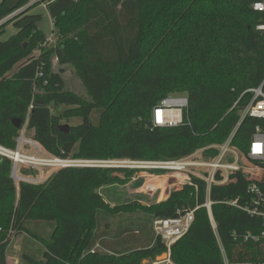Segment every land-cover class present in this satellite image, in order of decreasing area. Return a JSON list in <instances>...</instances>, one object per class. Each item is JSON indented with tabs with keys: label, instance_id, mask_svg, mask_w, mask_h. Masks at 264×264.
Returning <instances> with one entry per match:
<instances>
[{
	"label": "trees",
	"instance_id": "16d2710c",
	"mask_svg": "<svg viewBox=\"0 0 264 264\" xmlns=\"http://www.w3.org/2000/svg\"><path fill=\"white\" fill-rule=\"evenodd\" d=\"M29 1L16 0L9 7L0 0V21L23 8L0 24V29L9 23L16 29L6 40L0 39L1 145L14 148L25 126L26 137L61 158L167 160L202 148L203 157H212L216 149L207 147L223 142L235 127L232 143L245 153L255 127L264 126V119L248 115L238 124L240 111L251 99L246 90L264 78V28H259L264 13L254 11L251 0H47L56 41L44 49L47 35L37 26L41 15L29 13L37 4L28 6ZM35 49L38 54L33 56ZM53 59L73 67L89 99L65 87ZM181 92L188 98L187 122L153 126V107ZM61 106L66 107L62 112ZM95 108L102 109L97 125L89 119ZM72 116L81 118V123L60 130L62 119ZM141 170L63 167L43 182L20 180L16 185L11 160L0 156V264H7L11 238L27 231L26 220L55 223L50 239L43 242V258L23 256L30 264L155 261L166 251L159 236L152 246L124 254L90 250L98 210L110 214L140 210L154 218L174 216L176 209L195 205L190 186L150 204L132 200L111 205L95 191L125 184ZM20 174L34 172L23 168ZM247 184L213 186L210 197L213 201L240 197ZM203 196L200 183L199 202ZM211 211L230 260H264V242L245 243L232 236L233 231L260 230V218L221 203H214ZM170 260L223 264L204 207L195 212L188 232L171 246Z\"/></svg>",
	"mask_w": 264,
	"mask_h": 264
},
{
	"label": "built area",
	"instance_id": "2783aa9c",
	"mask_svg": "<svg viewBox=\"0 0 264 264\" xmlns=\"http://www.w3.org/2000/svg\"><path fill=\"white\" fill-rule=\"evenodd\" d=\"M46 5V4H45ZM44 5V6H45ZM251 8L257 12L264 13V0H251ZM21 10V9H20ZM13 12L0 21L17 14ZM259 28H264L259 26ZM53 34V32L51 31ZM50 40L47 39V41ZM251 94V99L242 110L238 124L248 115L250 117L264 119V78L254 88L246 90ZM237 102L234 103V106ZM188 108V98L184 94L168 95L156 104L151 113V123L155 127H176L187 122L185 114ZM237 124V125H238ZM24 128L15 140V147L8 148L0 144V156L11 160V177L18 181L40 183L45 181L54 171L63 167H125L141 168L147 170L151 175L161 179L166 178L168 190L176 191L185 186L194 190L197 201L193 207L178 208L174 216L154 217L152 227L155 236L163 241L166 254L163 261L171 264V246L184 236L190 229L195 212L204 207L207 211L211 226L216 237L223 264H264V260L257 261H232L227 256L217 226L213 219L211 207L214 203H221L239 209L250 216L262 220V228L257 231L246 230L232 232L234 240L245 243L258 244L264 242V126L257 125L251 136L247 151H240L232 143L236 127L221 143L208 146L215 148L216 153L212 157H203L204 148L176 159L167 160H101L83 158H61L49 154L37 141L24 135ZM34 172V175H21L20 169ZM156 170L161 173H155ZM241 181H247L244 194L240 197H225L213 201L210 197L213 186H225ZM200 183L204 186L203 201H198ZM96 245L91 251H96Z\"/></svg>",
	"mask_w": 264,
	"mask_h": 264
},
{
	"label": "rangeland",
	"instance_id": "374dc122",
	"mask_svg": "<svg viewBox=\"0 0 264 264\" xmlns=\"http://www.w3.org/2000/svg\"><path fill=\"white\" fill-rule=\"evenodd\" d=\"M5 1L9 7H12L16 2V0H5ZM33 3L34 4L37 3V4L29 10V13H35L41 15L40 27L47 35V39L50 38V40H48L47 43H43L41 45L42 48L44 49L53 45L56 41L55 36L51 33L52 22L50 15L44 6L47 3V0H30L28 6ZM15 32L16 29L13 27L11 23H9L5 25L2 29H0V39L6 40ZM37 54H38V50L35 49L32 55L36 56ZM53 67L56 71L62 72L65 81V87L67 89L79 94L85 99H89L88 94L86 93L80 79L77 77L72 66L58 65L57 60L53 59ZM16 68L17 66L14 67V69L10 72V74L14 72ZM179 94H184V93L182 92L174 93L171 95H179ZM64 109H66V107L64 106L59 107V111L61 112L64 111ZM101 111L102 109L100 108H95L92 110L89 116L91 123L95 125L99 123V115ZM241 114L242 111H240V115ZM81 121H82L81 118L77 116H72L69 118H63L61 124H68L74 126L81 123ZM212 145H216V144H212ZM161 179L165 180L166 182V178L162 177ZM139 183H142V180L138 181V184ZM15 184L17 185L16 182ZM123 185L124 184H118V183L107 185V186H103L100 189H97V191H101L105 195V198L110 201L109 203L111 205H114L113 203L115 204L124 203L128 199L123 200L118 197L121 194L128 193L129 191L135 189L137 187V184H134L132 187L130 186L124 187ZM145 189H146L145 187L140 188L137 191L138 194H143ZM108 195L111 196L115 195V197L112 196L111 198ZM144 202L141 203L146 204V201ZM96 218H97V225H96L97 230L92 240L93 242H95L98 237H101L99 236L98 232L99 230L105 228V223H110L111 225L110 229H108V233H109L108 237L113 238V241L115 238L119 236L118 232L122 231V233H124L122 237L119 236L117 238L118 241L116 242L117 244H122L123 242L129 241V242H137L140 246L141 245L146 246L155 240V233L152 227L153 217L149 214L143 213L140 210L129 213H118V214H110L103 210H98ZM24 226L27 231H22L21 233L12 237L8 245L7 255L9 257L8 258L9 264H30L23 258L24 255L29 256L34 261L41 260L43 258V251H44L43 242L48 241L50 239V235L55 226V223L50 220H26L24 222ZM138 244L136 245L138 246ZM98 249L101 251L103 250L102 248H98ZM162 255L163 257H161ZM165 256L166 254L163 252L162 254L157 256L156 261L163 260Z\"/></svg>",
	"mask_w": 264,
	"mask_h": 264
},
{
	"label": "crops",
	"instance_id": "0c3cea01",
	"mask_svg": "<svg viewBox=\"0 0 264 264\" xmlns=\"http://www.w3.org/2000/svg\"><path fill=\"white\" fill-rule=\"evenodd\" d=\"M140 180H142V183L138 184V181H140ZM134 184H137V187L135 189H133L132 191H129L128 193L121 194L118 198H121L123 200L128 199L126 202L132 201V200H138L140 202L146 201V204H150L153 202H159V201L165 200L169 196V193H170L168 190V185H167L168 183L165 182V180L156 178V176L151 175L146 170H141V171L137 172L136 174H134V176L127 183H125L123 186L124 187H129V186L132 187ZM144 187L146 189L143 192V194H138L137 191L140 188H144ZM107 191H110V190H107ZM106 194H108V193H106ZM102 195L105 198V195L103 193H102ZM108 196L111 198H112V196L115 197V195H112V196L108 195ZM105 200L110 202L106 198H105ZM113 204H115V203H113ZM110 227H111L110 223H105V228L99 230V232H98L99 236H101V237H98L96 239V241L91 244L90 250L93 249L96 245H98V247L95 249L98 252L110 253V254H124V253H128V252L135 250V249L150 247L154 243V241H153L146 246L144 245L145 247L142 245L140 246L137 242H129V241L123 242L122 244H117L116 243V242H118L117 238L119 236L122 237L124 233H122V231L118 232L119 236L117 238H115L113 241V238L108 237V235H109L108 229H110ZM96 230H97V228L94 231V236H95ZM136 244H138V246ZM98 248H102L103 250L101 251ZM8 258L9 257L7 255V252H6L7 264H9ZM156 260H157V258H156ZM156 260L153 262L144 261L143 264H167V263H164L163 260H161V261H156ZM171 264H173V263H171Z\"/></svg>",
	"mask_w": 264,
	"mask_h": 264
},
{
	"label": "water",
	"instance_id": "95a60500",
	"mask_svg": "<svg viewBox=\"0 0 264 264\" xmlns=\"http://www.w3.org/2000/svg\"><path fill=\"white\" fill-rule=\"evenodd\" d=\"M21 10H23V9H21ZM21 10H19V11H21ZM18 11V12H19ZM37 26H40V23L39 22H37ZM14 125L16 126V127H18L19 126V120H15L14 121ZM68 124H61L60 126H59V129L60 130H62V131H68ZM96 192H97V190H95Z\"/></svg>",
	"mask_w": 264,
	"mask_h": 264
},
{
	"label": "bare ground",
	"instance_id": "6f19581e",
	"mask_svg": "<svg viewBox=\"0 0 264 264\" xmlns=\"http://www.w3.org/2000/svg\"><path fill=\"white\" fill-rule=\"evenodd\" d=\"M161 257H163V255Z\"/></svg>",
	"mask_w": 264,
	"mask_h": 264
}]
</instances>
